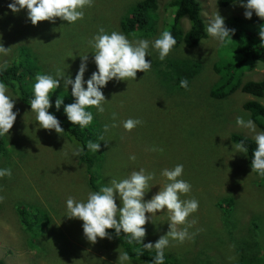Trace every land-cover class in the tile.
<instances>
[{"label": "rangeland", "instance_id": "1", "mask_svg": "<svg viewBox=\"0 0 264 264\" xmlns=\"http://www.w3.org/2000/svg\"><path fill=\"white\" fill-rule=\"evenodd\" d=\"M136 1L93 0L91 7H85L83 19L74 24H57L60 18H56L55 22L45 20L32 25L25 10L12 13L7 7L11 0H0V44L9 47L8 54L0 56V63L10 64L22 55L37 62L38 66L24 81L31 95L38 73L55 76L57 69L64 68L65 74L74 78L81 63L79 55L86 53L88 67L84 78L87 79L96 70L88 40L101 27L121 32L117 26L127 15V5ZM197 1L205 32L207 19L216 12L224 17L226 26L232 16H244L245 9L238 1L224 7L218 6L217 0ZM170 2L158 0L156 32L148 22L137 32L121 33L130 40L144 38V34L147 35L144 39H155L154 34L159 36L169 27L176 9ZM179 26L185 32L190 20L182 18ZM231 51V40L220 45L208 33L192 46L178 39L166 59L159 63L160 76L151 65L145 73L137 71L135 80L109 81L102 89L107 100L104 112H97L94 107L88 109L94 117L88 127L95 135L100 125L97 143L101 152L91 151V155L98 156L96 161L100 159V166L95 164L92 168L79 161V155H72V150L81 146L77 141L69 138L65 131L59 135L54 130L37 127L30 105L9 88L15 100L13 111L18 112L6 139L25 151L22 155L15 154L19 149L14 147L8 159L0 158L1 162H7L4 168L12 169L11 177L0 178V196L3 197L0 201V260L4 264H52L58 260L57 252L62 248L54 243L58 236L62 242L74 237L83 246L69 251L76 254L75 264H120L119 255L123 251L118 245L109 243L107 237L90 243L84 237L81 220L63 217L66 199L70 196L83 199L89 190H98L111 178H125L131 171L144 168L146 172L155 173L152 182L155 185L144 197L149 200L166 183L161 170L179 163L184 165L182 178L191 184V191L181 198H195L199 207L187 218L192 238L182 243L170 240L165 249L170 264H264V176L252 172L245 154L234 153L230 138L233 133L251 137L246 129L237 127L236 117L244 113L249 117L243 104L255 97L239 89L224 99L210 94L220 78L214 67L221 55L228 57ZM149 52L150 58L156 59L157 52L151 47ZM148 57L146 55L145 59L150 60ZM194 59L200 62L199 69ZM183 63L189 74L187 90L180 87L181 79L175 71V66ZM224 64L222 62V66ZM245 64L240 70L242 82L264 78V61L254 62L248 68ZM58 88L61 96L72 103L71 86L66 90L61 82ZM59 94L55 89L51 95ZM260 99L264 105V97ZM61 112L62 115L63 108ZM129 118H138L142 123L127 131L122 121ZM106 124L109 125L107 131ZM154 148L163 151H153ZM132 155L135 160L129 159ZM92 174L96 190L89 185ZM116 203L119 207V199ZM19 206L28 211L26 225L17 212ZM146 216L149 219L143 226L145 243H154L169 230L168 212L159 210L153 216L149 213ZM40 219H43L41 223ZM29 227L35 232H29ZM183 227L185 225L178 226ZM38 242H43L44 251H38ZM138 246L135 247L137 254ZM130 261L131 264H151L139 257H130Z\"/></svg>", "mask_w": 264, "mask_h": 264}, {"label": "clouds", "instance_id": "2", "mask_svg": "<svg viewBox=\"0 0 264 264\" xmlns=\"http://www.w3.org/2000/svg\"><path fill=\"white\" fill-rule=\"evenodd\" d=\"M92 3L93 0H11L7 7L12 13L25 10L26 18L32 25L45 20L55 22L56 18H60L68 24H74L83 19L85 7H91ZM238 3L245 9V18L250 19L253 13L264 18V0H238ZM218 6L220 5L218 4ZM199 7L201 14L200 4ZM167 30L162 31L159 36L152 40L144 38L130 40L119 31L108 32L101 27L88 40L96 70L87 79L84 78L88 67L87 53L79 55L81 63L74 78L70 74L66 75L64 68L57 69L55 76L38 73L32 84V97L28 102L30 111L35 114V121L38 122L37 127L54 130L59 135L64 132L58 118L49 112V108L53 106L50 96L55 89L60 87L62 82L66 90H68L69 85L71 86V95L74 100L72 103L64 104L63 97L58 96L54 101L56 110L59 111L63 105L67 120L73 125H79L82 129L86 128L94 118L92 111L88 109L94 107L97 112L101 113L105 110L103 105L107 100L102 89L109 81L135 80L137 71L143 73L149 71L152 61L146 60L145 57L146 55L150 57V47L157 52L159 60L164 61L166 59L177 43L172 33ZM58 31L59 29H57ZM234 31L225 25L224 17L218 12L207 19L206 32L217 44L226 43L227 40L231 39ZM258 35L261 42L264 43V27L261 28ZM8 52L9 47L6 48L0 44V56H6ZM217 64L222 65L220 61ZM6 69L7 63H0V73ZM179 83L180 87L188 89L189 81L186 78L181 79ZM14 105L15 100L10 95L8 85L4 81H0V137L8 136L9 130L14 124L18 112V110L13 111ZM113 119H115V114H113ZM141 123L142 121L138 118H129L122 121V126L125 130L131 131ZM236 125L246 129L251 134L255 144L252 151L251 169L259 176H264V130H258L257 124L248 117L247 113L236 117ZM108 127L107 124L104 126L105 131L108 130ZM100 139L103 140V137ZM86 147L88 150L98 152L100 144L89 141ZM232 148L235 150L234 153L247 154L249 151L244 141L235 143ZM83 151V147L77 146L72 150V155L78 156ZM153 151L162 152L163 149L154 148ZM129 159L135 160V156L132 155ZM183 174L184 165L179 163L172 168L162 169L161 175L166 178V183L159 188V191L151 199L145 200V194L152 185H155L152 183L155 180V173L146 172L144 168L133 170L125 178H111L107 183L101 184L98 190H89L83 199L68 197L65 201L63 217L81 220L84 237L90 243H96L97 238L107 237L109 243L112 241L118 245L123 251L119 255L120 264H131L130 257L127 252H124L123 247L113 240V235L107 232V229H114L117 235L123 231L132 248L133 242L139 244L138 257L140 259L151 264H164L165 249L169 246L170 240L182 243L186 239L192 238V234L188 231L191 223L187 222V218L195 213L199 207V201L195 198H181L191 191V184L182 178ZM11 175V168H0V178L11 177ZM117 199L120 201L119 207L116 203ZM2 200L3 197L0 196V201ZM19 208L28 212L23 206H19ZM159 210H167L169 230L154 243H145L146 230L143 226L149 219L146 213L153 216ZM22 221L26 225V218H23ZM180 225H185V227L178 228ZM55 237V245L62 246V248L57 252L58 260L53 261L52 264H60L61 262L75 264L76 254H69V251L73 248L79 250L83 246L74 237H68L65 242L60 241L58 236ZM37 247L38 251L45 250L43 242H38ZM140 255L154 256L151 262L148 258Z\"/></svg>", "mask_w": 264, "mask_h": 264}, {"label": "trees", "instance_id": "3", "mask_svg": "<svg viewBox=\"0 0 264 264\" xmlns=\"http://www.w3.org/2000/svg\"><path fill=\"white\" fill-rule=\"evenodd\" d=\"M236 1L238 0H218L217 2L220 6H227ZM157 4L158 0H137L133 4L127 5V15L123 16L120 25L118 24L117 27L121 32L131 34L133 31L137 32L139 28L147 25L151 19L150 22L152 30L156 32L155 19L157 18ZM170 5L176 6V9L172 17L170 27L167 31L172 33L176 41H178V39H182L187 46H192L197 44L203 37L206 36L203 18L201 17L200 7L197 0H171ZM182 17H187L190 20V27L185 32H182L179 26V21ZM61 21L63 20L60 19V21H57V24H67L66 21ZM150 22L148 26H150ZM226 24L228 28L235 30L231 39H229L233 44V51L230 52L228 57L221 55L220 63H225V66L220 64L215 65V69L219 73L220 78L214 87H212L210 94L216 99H222L239 89L246 94L254 96L255 99L245 101L243 109L249 113V117L255 121L259 130H264V105L259 101L260 98L264 97V78L260 80H247L245 82H242L240 79L242 73H240V70L244 63H247L245 66L248 68V66L254 62L264 61V43L261 42V38L258 35L261 28L264 27V18L256 16L255 13L250 19L245 18V16L234 15L228 19ZM106 31L111 32V29ZM139 34L143 33L139 32ZM144 35V38H147V35ZM154 36L157 37V34H154ZM22 56L10 64L7 63V69L0 73V81H4L9 86L10 90L15 93L21 101L29 104L28 102L30 101L32 95L29 90L26 89L24 81H26V77L32 72L34 67L38 66V64L33 61L32 58H24ZM157 58L158 56H156V59L150 58V60L152 61L151 65L158 71L155 72V74L160 76L161 69L159 67V63L161 60H158ZM194 62L199 69L200 67L198 64H200V62L195 59ZM175 71L178 73L180 79L186 78L189 80V74L184 63L181 64V66H175ZM57 92L60 93V97H63L61 96L62 92L59 88H57ZM57 97V95L50 96V101L53 103L52 107L54 110L50 109L52 108L50 107L49 112L58 118L66 135L77 141L81 147L84 148V151L78 156L79 161H84L91 168L95 164L100 166V159L99 161H96L98 156L95 157L91 155V150H88L86 147L89 141L96 143L99 141L100 125L97 126L96 135L88 126L82 129L79 125H73L67 120L65 113L61 115L63 107H61L59 111L56 110L54 101ZM63 101L64 104L69 103V101L64 98ZM230 138L234 144L239 141H244L249 151L247 154L241 153V155L245 154L248 165L251 166L252 151L255 148L252 138L238 133L231 134ZM13 144L9 143L6 136L0 137V158L5 157L8 159L9 154L12 153L14 147L19 149L15 154H23V151L25 150L21 146H14ZM98 152H101L100 148ZM6 163L0 161V168L6 167ZM241 169H243V165H241ZM89 185L94 190L98 189V187H96L93 174L89 176ZM18 212L22 218L27 217L28 212L25 210H21L18 207ZM42 221L43 219L39 220L40 223ZM39 231H41V229H39ZM106 231L113 235V240L123 247L124 252H127L129 257H138V254L135 251L137 243L133 242L134 246L132 248V245L128 243L127 235H125L123 231H121L119 235L116 234L114 229H107ZM29 232H35L34 228L29 227ZM140 256L148 258V260L152 262L153 256ZM167 257V254H165L164 264L171 263L167 260ZM0 264H4V262L0 260Z\"/></svg>", "mask_w": 264, "mask_h": 264}]
</instances>
